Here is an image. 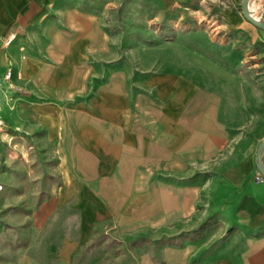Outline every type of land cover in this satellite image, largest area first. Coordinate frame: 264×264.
Instances as JSON below:
<instances>
[{
  "label": "crops",
  "instance_id": "crops-1",
  "mask_svg": "<svg viewBox=\"0 0 264 264\" xmlns=\"http://www.w3.org/2000/svg\"><path fill=\"white\" fill-rule=\"evenodd\" d=\"M242 2L0 0V264H79L101 233L178 223L202 246L113 264H264V29ZM114 11L195 13L196 79L146 71Z\"/></svg>",
  "mask_w": 264,
  "mask_h": 264
},
{
  "label": "rangeland",
  "instance_id": "rangeland-1",
  "mask_svg": "<svg viewBox=\"0 0 264 264\" xmlns=\"http://www.w3.org/2000/svg\"><path fill=\"white\" fill-rule=\"evenodd\" d=\"M196 9V5L190 6V11ZM118 14L114 11L110 17L114 28L117 30L118 26L125 23L131 27V31L127 33L116 31L115 34L143 43L149 48L146 51L148 55L155 59L154 63L144 66L146 71L153 73L169 71L176 76L188 77L189 80L196 79L199 67L202 69V50L199 49L198 40V29H201L202 23L198 21L195 13H190L192 15L183 26L180 17L164 15L122 17ZM182 28L188 31L181 32ZM202 232L203 226L199 224L178 223L172 227L165 225H157L156 229L146 227L139 233L130 235L101 233L87 247L79 264H113L116 259L114 254L117 252L120 255L124 252L127 263L131 259L127 257V252L131 250L159 252L165 247H185L189 244L202 246Z\"/></svg>",
  "mask_w": 264,
  "mask_h": 264
},
{
  "label": "built area",
  "instance_id": "built-area-1",
  "mask_svg": "<svg viewBox=\"0 0 264 264\" xmlns=\"http://www.w3.org/2000/svg\"><path fill=\"white\" fill-rule=\"evenodd\" d=\"M263 2H264V0H251L250 1V12H251V15L256 19H260V10H261V6H262ZM14 39H15V35H11L6 40V44L7 45L11 44V42ZM12 78H13V71H11V70L6 71L5 72V79L11 80ZM8 134H9V132L6 129V124H5L4 120L2 119V117L0 116V143L7 142L8 136H9ZM11 141H12V139H11ZM1 166H2V163H1V159H0V168H1ZM2 190H3V186L0 185V192H2Z\"/></svg>",
  "mask_w": 264,
  "mask_h": 264
},
{
  "label": "water",
  "instance_id": "water-1",
  "mask_svg": "<svg viewBox=\"0 0 264 264\" xmlns=\"http://www.w3.org/2000/svg\"><path fill=\"white\" fill-rule=\"evenodd\" d=\"M250 1L251 0H243L242 2V10L244 13V16L246 17L247 20L252 22L254 25L257 27L264 29V22L261 19H256L251 15L250 12ZM264 149V142L259 146V151L257 155V160H258V169L262 176L264 177V167L262 165V151Z\"/></svg>",
  "mask_w": 264,
  "mask_h": 264
}]
</instances>
